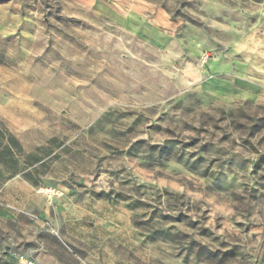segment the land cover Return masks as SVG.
<instances>
[{"label": "rangeland", "instance_id": "obj_1", "mask_svg": "<svg viewBox=\"0 0 264 264\" xmlns=\"http://www.w3.org/2000/svg\"><path fill=\"white\" fill-rule=\"evenodd\" d=\"M157 109L144 128V112ZM145 132L163 143L149 144ZM233 132L246 133L239 145ZM262 133L264 0H0V264H89L99 241L86 213L97 201L68 203L58 191L63 182L48 176L61 153L87 166L92 153L79 141L107 153L93 156L97 166L108 164L93 176L101 195L105 185L116 193L102 206L115 216L106 229L152 223L140 234L179 246L181 264H264V240L244 250L259 223L235 225L236 239L251 234V241L213 248L205 241L214 245L219 236L192 220L191 209L172 215L165 201L179 196L183 208L185 195L198 200V182L222 194L237 183L235 176L227 183L225 171L244 172L249 163V175L260 174L264 154L252 162L235 149L257 151L252 140L264 145ZM181 171L186 193L174 178ZM256 192L250 201L258 202ZM144 209H151L147 221L133 219Z\"/></svg>", "mask_w": 264, "mask_h": 264}, {"label": "clouds", "instance_id": "obj_2", "mask_svg": "<svg viewBox=\"0 0 264 264\" xmlns=\"http://www.w3.org/2000/svg\"><path fill=\"white\" fill-rule=\"evenodd\" d=\"M178 58V57H177ZM150 105H145L144 107H149ZM163 107V102H161ZM138 107V106H137ZM139 108V107H138ZM143 111L142 108H139ZM160 114V109L152 114L149 112H144L145 117H150L147 123L144 124V128H147L148 124H151L155 119V116ZM225 124L228 122L225 121ZM168 127L173 128L174 131L179 132V127L175 124L168 125ZM199 127V124H197ZM231 131V129H229ZM214 134L209 133L204 139L212 138ZM246 135L245 132H233L232 140L236 141L239 145L240 138ZM261 135H264L262 133ZM143 138L151 143H163L164 137H158L156 140L149 139V134L145 132ZM186 139L187 137H181ZM75 139V137H73ZM259 137L252 140V143L256 145L257 151H245L237 147L235 150L239 152L242 156L248 158L252 162H255L257 158L264 154V145L257 143ZM203 142V141H201ZM71 144V141L68 142ZM81 146L86 147L88 151L92 153V157L88 159L87 166H80L77 160L72 157L71 154H60L58 160L51 162L50 171L48 176L50 179L57 181L59 184L63 182L58 187V191L61 194V198L71 203L78 197H82L84 202L89 200H96L95 204H92L91 210H89L86 215L91 220L94 221L93 228L96 229L95 236L98 239V244L96 248L89 251V264H181L184 259L183 255L177 257L176 253L180 251V247L177 245H167L161 246L159 244H153L151 241L145 240L144 235L141 232L146 233L152 228V223L147 224L144 228L137 229L133 227L132 221H128L122 229L113 227L111 230L106 229V224H112L115 220V216L109 215L107 212L102 211L103 208H107L108 204L105 198L109 200H114L116 193L114 191H109L108 187L105 185L103 188V195H101L100 184L101 181L94 180L93 176L96 175L97 171H102L103 168H107L108 164L105 162L102 167L97 166L93 162V156L99 159L102 155H107L103 148H99L97 144L84 143L79 141ZM228 147V146H226ZM99 149V150H97ZM195 150V149H194ZM232 149L229 147V152ZM187 159V157H185ZM224 159V158H221ZM123 162V161H122ZM135 163V161H133ZM219 164V160L217 161ZM219 170V168H217ZM164 172V169L160 170ZM252 171V163H249L244 172H240L239 169H233L231 172L225 171V175L229 177L227 183L231 184V177L235 176L237 178V183L228 188V191L224 193H216L215 195H210L204 192V184L197 183L198 189L203 193V195L198 199H189L187 195L184 196L183 203L184 207H180V197L176 196L169 201L165 198L166 203H172L174 210L172 215H175L179 211H188L191 209L189 214L192 220L200 221V224L207 226L214 235L219 236V240L216 244H211L210 241H205L211 247H219L220 241H231L234 243L251 241V234L243 236L242 240H237L236 237L240 235L241 229L235 227V225L240 222L242 224H247L250 221L257 222L260 225V235L257 236L256 241L253 243H248L244 250H254L259 248L261 241L264 240V180H260V175H264V170L260 174L255 176H250L249 173ZM169 170V175H170ZM127 176V173H125ZM131 178V177H129ZM179 180L184 187L181 189L183 192H187L186 180L183 178V171L179 176L174 177ZM143 181V177L140 179L133 180V183H140ZM119 183V181H116ZM155 184L159 185L160 180L157 178L154 181ZM206 183L210 184L211 180ZM82 184V186H81ZM95 185V187L93 186ZM252 188H256V195L259 197L258 202H252L249 200V193ZM155 191V189H153ZM109 192L111 195L109 196ZM95 194V195H94ZM133 198H138V194L133 193ZM235 197V198H234ZM243 197V199H240ZM102 201H105L103 204ZM154 207H162L158 201H151ZM124 201L120 202L122 207ZM205 209L209 210L208 217L205 218L203 213ZM164 211H169V208L164 207ZM147 213L144 217H134L135 220L143 219L147 221L148 216L151 215V209H144ZM251 213V214H249ZM84 214L83 212L81 213ZM223 216L225 219L223 221H218L217 217ZM39 223V222H38ZM217 223H220L222 227H217ZM91 232L92 230H88ZM185 231H189L185 229ZM191 236H195V233H191ZM119 237V239H117ZM87 243V240L84 241ZM186 243V242H182ZM111 245V246H109ZM77 260L80 258L75 257ZM255 259V256L253 257ZM80 264H84L83 261Z\"/></svg>", "mask_w": 264, "mask_h": 264}, {"label": "built area", "instance_id": "obj_3", "mask_svg": "<svg viewBox=\"0 0 264 264\" xmlns=\"http://www.w3.org/2000/svg\"><path fill=\"white\" fill-rule=\"evenodd\" d=\"M45 195H46L48 198H52V196L57 195V193H55L54 190H45Z\"/></svg>", "mask_w": 264, "mask_h": 264}]
</instances>
